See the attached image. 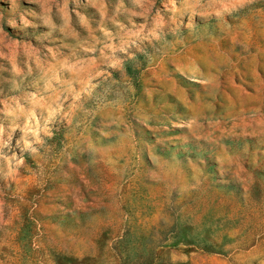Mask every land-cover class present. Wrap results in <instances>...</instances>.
I'll list each match as a JSON object with an SVG mask.
<instances>
[{
	"label": "rangeland",
	"instance_id": "374dc122",
	"mask_svg": "<svg viewBox=\"0 0 264 264\" xmlns=\"http://www.w3.org/2000/svg\"><path fill=\"white\" fill-rule=\"evenodd\" d=\"M0 264H264V0H0Z\"/></svg>",
	"mask_w": 264,
	"mask_h": 264
}]
</instances>
